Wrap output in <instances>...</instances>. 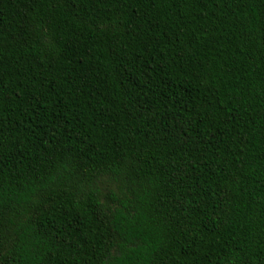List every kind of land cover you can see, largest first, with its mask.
<instances>
[{
    "label": "trees",
    "instance_id": "trees-1",
    "mask_svg": "<svg viewBox=\"0 0 264 264\" xmlns=\"http://www.w3.org/2000/svg\"><path fill=\"white\" fill-rule=\"evenodd\" d=\"M0 264H264V0H0Z\"/></svg>",
    "mask_w": 264,
    "mask_h": 264
}]
</instances>
